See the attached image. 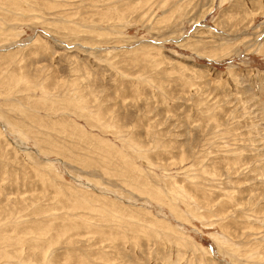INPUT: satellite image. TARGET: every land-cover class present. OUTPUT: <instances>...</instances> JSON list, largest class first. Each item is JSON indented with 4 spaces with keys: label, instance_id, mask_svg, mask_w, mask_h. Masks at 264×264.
<instances>
[{
    "label": "rangeland",
    "instance_id": "374dc122",
    "mask_svg": "<svg viewBox=\"0 0 264 264\" xmlns=\"http://www.w3.org/2000/svg\"><path fill=\"white\" fill-rule=\"evenodd\" d=\"M0 264H264V0H0Z\"/></svg>",
    "mask_w": 264,
    "mask_h": 264
}]
</instances>
